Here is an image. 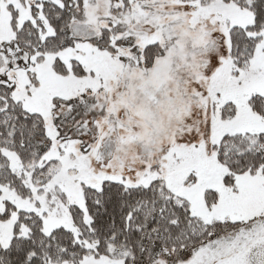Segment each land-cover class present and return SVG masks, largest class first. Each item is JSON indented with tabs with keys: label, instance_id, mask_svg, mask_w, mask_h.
Returning a JSON list of instances; mask_svg holds the SVG:
<instances>
[{
	"label": "snow or ice",
	"instance_id": "snow-or-ice-1",
	"mask_svg": "<svg viewBox=\"0 0 264 264\" xmlns=\"http://www.w3.org/2000/svg\"><path fill=\"white\" fill-rule=\"evenodd\" d=\"M0 264H264V0H0Z\"/></svg>",
	"mask_w": 264,
	"mask_h": 264
}]
</instances>
